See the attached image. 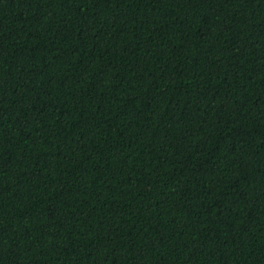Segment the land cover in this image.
<instances>
[{
	"label": "trees",
	"instance_id": "trees-1",
	"mask_svg": "<svg viewBox=\"0 0 264 264\" xmlns=\"http://www.w3.org/2000/svg\"><path fill=\"white\" fill-rule=\"evenodd\" d=\"M0 264H264V0H0Z\"/></svg>",
	"mask_w": 264,
	"mask_h": 264
}]
</instances>
